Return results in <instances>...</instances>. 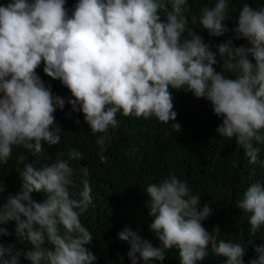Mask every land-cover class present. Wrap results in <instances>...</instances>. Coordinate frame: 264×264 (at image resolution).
I'll return each mask as SVG.
<instances>
[{
  "label": "clouds",
  "instance_id": "9594fccd",
  "mask_svg": "<svg viewBox=\"0 0 264 264\" xmlns=\"http://www.w3.org/2000/svg\"><path fill=\"white\" fill-rule=\"evenodd\" d=\"M66 5L67 0L0 4V164L8 163L14 147L39 158L45 145H58L61 128L55 113L66 103L71 106L66 116L83 114L101 151L110 129L119 126L118 113L172 122L180 132L170 88L209 102L222 121L218 136L235 139L249 163H257L260 148L253 142L264 145V7L243 3L234 37L213 51L193 26L199 23L210 37L223 36L227 0L201 8L191 27L188 0H77L71 9ZM234 39L247 43L235 46ZM41 64L44 74L70 91V99L55 95L42 80L37 73ZM68 155L83 158L75 149ZM99 158L107 160L103 154ZM25 161L23 154L17 156L23 168L15 194L4 198L6 184L0 179V237L12 235L4 225L14 222L17 240L30 248L0 243V264H19L21 256L30 264H94L97 257L86 247L93 236L80 219L93 203L89 180L74 192L76 170L69 160L57 158L41 167ZM80 172L89 175L87 167ZM144 192L149 228L159 246L124 227L117 237L130 246L131 264H162L166 250L173 248L179 264H199L210 253L226 258L224 264H244L243 245L220 239L219 226L211 232L203 226L213 209L207 203L200 207V197L191 194L186 181L170 174L148 183ZM33 193L45 199L37 202ZM236 204L248 214L250 232L256 235L264 228V184H250ZM254 251L256 258L248 264H264V244L254 245Z\"/></svg>",
  "mask_w": 264,
  "mask_h": 264
},
{
  "label": "trees",
  "instance_id": "16d2710c",
  "mask_svg": "<svg viewBox=\"0 0 264 264\" xmlns=\"http://www.w3.org/2000/svg\"><path fill=\"white\" fill-rule=\"evenodd\" d=\"M9 0H0L7 4ZM77 0H67V7L72 8ZM216 0H188L187 19L191 27V18H199L200 9L212 7ZM243 3H250L254 8L264 7V0H227V16L224 20L228 31L220 37H210L206 30L197 23L194 31L201 35L205 43L214 45L234 37L232 29L237 26L239 12ZM163 16V13L161 14ZM187 36V32L184 34ZM235 46L246 44L245 40H233ZM217 71L220 66L217 65ZM38 75L46 84H50L55 95L70 99V91L59 80H52L43 72V64L37 69ZM174 111L178 113L177 122L181 131L159 122L155 117L144 119L134 116L125 117L117 114L119 126L110 129L109 139L103 151L96 143L97 137L90 131L83 120V114L70 112L66 103L63 111L55 113L56 122L61 128L60 143L56 146H44V153L39 158L33 157L23 148H13L12 157L7 164H0V179L6 184L3 197L15 194L20 187L19 171L23 164L17 162V156L23 154L25 162H32L36 167L52 163L57 158L69 160L76 170L74 192L83 187L87 179L92 187L93 203L81 215L82 224L89 229L93 239L89 247L97 257L94 264H131L127 256L130 246L118 239L117 233L124 227H130L145 239L159 246L155 234L150 231L152 218L149 216L150 204L145 194L148 183L159 182L174 174L181 181H186L191 194L200 197V207L208 204L213 209L212 215L203 222L211 232L216 226L221 229L220 239L226 242L240 243L246 250L244 264L256 258L254 245L264 244V228L256 235L250 232L248 214L237 207L236 202L243 196L247 187L255 182L264 184V145L254 143L260 148L257 163H249V157L240 148L235 139L221 138L216 133L221 118L214 115L209 102L193 97L183 90L171 89ZM80 123H75L76 120ZM73 149L82 154V159H70ZM63 153L61 156L60 154ZM107 160L101 162L100 155ZM87 167L89 175L83 176L80 168ZM37 202L45 199L43 193H33ZM11 236L0 237L5 246L15 244L16 248L29 250L30 245L20 243L14 233L15 223L4 225ZM253 241L252 244H249ZM210 248V246H209ZM166 259L162 264H179L178 250H166ZM226 258L210 255L199 264H224ZM19 264H30L20 257ZM140 264H143L141 261ZM152 264H161L153 261Z\"/></svg>",
  "mask_w": 264,
  "mask_h": 264
}]
</instances>
